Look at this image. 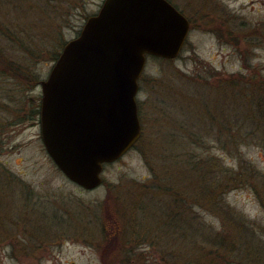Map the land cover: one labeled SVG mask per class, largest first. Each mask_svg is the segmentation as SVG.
Instances as JSON below:
<instances>
[{
    "label": "rangeland",
    "instance_id": "374dc122",
    "mask_svg": "<svg viewBox=\"0 0 264 264\" xmlns=\"http://www.w3.org/2000/svg\"><path fill=\"white\" fill-rule=\"evenodd\" d=\"M103 1L0 0V47L26 63L38 40L40 82L48 49L60 52ZM168 1L190 22L186 40L173 59L146 56L140 136L95 188L57 167L39 120H9L41 99L39 83L17 89L0 73V264H264V99L248 97L264 95V0Z\"/></svg>",
    "mask_w": 264,
    "mask_h": 264
},
{
    "label": "water",
    "instance_id": "95a60500",
    "mask_svg": "<svg viewBox=\"0 0 264 264\" xmlns=\"http://www.w3.org/2000/svg\"><path fill=\"white\" fill-rule=\"evenodd\" d=\"M190 22L168 0H104L40 81V133L66 177L85 189L141 133L136 95L147 55L175 58Z\"/></svg>",
    "mask_w": 264,
    "mask_h": 264
},
{
    "label": "trees",
    "instance_id": "16d2710c",
    "mask_svg": "<svg viewBox=\"0 0 264 264\" xmlns=\"http://www.w3.org/2000/svg\"><path fill=\"white\" fill-rule=\"evenodd\" d=\"M66 15H67V13H66ZM64 16H65V13L62 15V18H64ZM63 25H65L64 20H59V23H57V24L54 23L52 25L53 28L55 29L54 30L55 35H59L61 33ZM2 26H3V24L0 23V29L3 28L2 31H6V32L10 31V29H8L6 26H3V27ZM37 41H34V42L32 41L31 43L28 44V45H30V44L31 45L28 46V50H25L26 53H27V56H26L27 62L26 63H21V62L16 61V60L12 61V58H10L8 53H6L5 50H3L0 47V73L3 76H5V75L6 76H11L14 79H16V82L18 84L17 85V89H22L23 87L24 88L28 87L27 89H31V88L35 87L36 84L39 83V80H38L39 78L35 75V71L33 70L32 65L30 63V62H34L35 60L44 59V54L42 55V53H44L45 51H43V49L42 50H37L35 48L37 46L38 47L42 46ZM13 42H15L16 45L20 44L19 47L24 43L23 41H21L18 38V36H16L13 39ZM63 43H64V41H61V42H59L58 45L61 47L63 45ZM58 50H59L58 46L55 49H48L49 54H51L50 57L52 58L53 61L57 58V56L59 54ZM8 60L12 61V65H10V62ZM8 65H10L11 68H9ZM236 77L239 80L238 76H233V75H231L227 80H228L229 83L230 82H232V83L233 82H237L238 80H235ZM250 81H254L255 82L254 79H250ZM224 82H226V81H224ZM263 85H264V82H263ZM0 95L3 96L4 93H0ZM259 95L257 94V96H258L257 101L254 98H252L250 94L248 95V97L251 98L250 101L254 100L256 102V104L258 105L259 104L258 102L261 101V103H262V100L264 99V95L263 94H259ZM244 96H245V92L241 95V97L243 98L242 100L245 101ZM8 97H10V96H8ZM2 98H4V97H0V99H2ZM13 100L14 99L10 98V101H11L10 105H13ZM263 105L264 104H262L260 106V110H262ZM22 109H23V104L18 105V107H15V109H14V106H13L12 111H10L12 113V115L9 116V120H12L14 123L15 122L16 123L22 122V121H25V120H28V119L31 120V122H33L34 120H39V113H40V100L39 99H37L34 104L28 105V107L25 109V113H21ZM26 110H28V112H26ZM257 112H258V109H257ZM261 114H263V113L261 112ZM6 125H7L6 123L0 122V129L2 127L4 128ZM219 126H223V123L220 124ZM233 176L236 177V175H233ZM152 186H155V184H152L151 187ZM228 186L229 185L226 184L224 188H226ZM153 190H156V189H153ZM148 194H150V193H148ZM259 196L262 199V196H261L260 193H259ZM122 223H124V222H122ZM100 231H101V234L104 235L105 231L103 229H101ZM117 233L119 234L118 229H117ZM120 234H121V231H120ZM121 235H123V234H121ZM217 238H218V240L221 239V237L219 235H217ZM95 243H97V241ZM128 249H132V248L128 247L127 249H123V250H128Z\"/></svg>",
    "mask_w": 264,
    "mask_h": 264
}]
</instances>
